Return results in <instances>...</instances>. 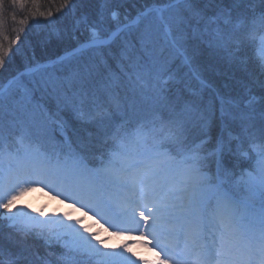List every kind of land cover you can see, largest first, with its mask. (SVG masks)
<instances>
[{"label": "snow or ice", "instance_id": "snow-or-ice-1", "mask_svg": "<svg viewBox=\"0 0 264 264\" xmlns=\"http://www.w3.org/2000/svg\"><path fill=\"white\" fill-rule=\"evenodd\" d=\"M128 2L99 0L66 30L76 44L42 62L27 38L13 55L23 27L14 39L5 31L17 9L31 4L35 15L40 0H0V264H136L130 246L109 247L125 233L149 241L155 264H264V0H150L131 18ZM206 34L207 52L197 55L227 67L215 71L232 81L228 94L186 54L185 42ZM14 56L22 71H12ZM113 66L132 69L129 92L151 101L150 111L121 98ZM38 95L109 131L97 143L85 127L71 147L68 121H51ZM242 162L249 167L237 176ZM34 186L100 227L17 208Z\"/></svg>", "mask_w": 264, "mask_h": 264}, {"label": "trees", "instance_id": "trees-1", "mask_svg": "<svg viewBox=\"0 0 264 264\" xmlns=\"http://www.w3.org/2000/svg\"><path fill=\"white\" fill-rule=\"evenodd\" d=\"M138 1L139 0H129V2L124 6L125 8L128 9V13L130 14V18L135 16L137 10H142L145 3L150 4V0L149 1L147 0L142 5H139V7L132 8L133 5L135 6L136 3H138ZM62 4H63V0H40V3H39V12L46 14L47 12L51 11L53 13V15L50 16V18L54 19L53 21H56L55 26H56L57 30L55 31V33L57 34L56 36L58 37V40L55 39L53 36L50 37V34L49 35L48 34L47 35L42 34V35L38 36L37 33H33L32 30L29 32V29H30V26H31L33 19H35V18L39 19V16L46 18V15L41 16V15H39V12H37L35 15H33L34 9H33L31 4H29V6L23 11H20L18 9L16 10V12H17L16 21L13 22L9 18L8 24L5 28V31L9 37V39H14L16 34H17L16 30L23 27V31L19 33L20 44H15L12 46L13 55L15 54L17 48H19L21 45L25 44V38H27L29 44L35 49V54H37L38 60H40L42 62L47 61V60H51V59H55L59 55H63L66 49H68L72 45H74V44H70L71 42H69V40L66 39V37H65L66 30L70 29L72 27L71 24H73L75 22V21L72 22L71 18L74 17V20H76L78 17H80L83 14L94 12V10L99 8V6H100L99 0H70V3L68 4L67 7H63L62 10L57 11L58 9H61ZM73 5H75V8H73ZM201 7H203L202 4H201ZM69 9H72V11H69ZM119 10L122 14L124 13V8H120ZM21 19L26 20V23L24 25H21L19 23V21ZM61 29L63 30V32H61ZM82 29H83V27L81 26V30ZM79 35L80 34H77V36H79ZM210 39H212V36L210 34H206L202 38H197L196 40L188 39L185 42L186 54L193 57V68L199 70L202 74V77L205 78L210 83V85L212 87L217 88L223 94H228L229 89L224 88L223 84L224 83L231 84L232 81H229L226 76L216 75V71H215V68L218 67L221 72H225V71H227V67L223 64H220V65H214V67L210 68V67H208V65L206 63V56L197 55V51L202 52V53L207 52L206 42L209 41ZM39 41H43V44L39 43ZM4 43H5V46H7V42L5 41ZM60 44H62V45L67 44V45L64 48H59L60 46H62ZM38 49H41V50L38 52ZM26 50H27V46H26ZM43 52L48 53L50 56L48 58L38 57ZM20 59H21L20 57L14 56V62L12 65V71L13 72H16L18 70L22 71L24 69V66H22L20 64ZM85 59H87V55L85 56ZM21 62H22V60H21ZM127 68L128 67L120 68V67L113 66L111 69V74L114 73V75H112V76H118L119 77V82L124 87V90H127L125 85H128L129 83H128V81H126L124 79V77L122 76L121 73L124 69L127 70ZM238 75H239V73H238ZM254 91L257 94H259L258 89L254 90ZM231 94L233 96H235L237 93L235 90H233L231 92ZM37 97H39V96H37ZM63 114L67 116L65 119L68 121V123L72 127H75V128L82 127L81 122L72 118V116L69 113L63 112ZM86 126L93 128L92 125H86ZM67 130L69 133H71L69 127ZM218 131H219L218 127L213 128V130H212L213 140L211 141V144L214 143L215 136H216ZM233 131H234V134H236V133H239L241 130L239 127H234ZM72 139H70V140L72 141ZM72 144H73V141H72ZM247 165H248L247 162H242L237 171H241L242 169L244 170V168ZM30 243L34 244V246H35L34 251H38L41 255L46 254L45 247H44L43 243H41L40 241H30Z\"/></svg>", "mask_w": 264, "mask_h": 264}, {"label": "rangeland", "instance_id": "rangeland-1", "mask_svg": "<svg viewBox=\"0 0 264 264\" xmlns=\"http://www.w3.org/2000/svg\"><path fill=\"white\" fill-rule=\"evenodd\" d=\"M145 1L147 0H139L138 3H136V5L132 8H137L139 7V5H142ZM149 1V0H148ZM54 19H51L50 17H40L39 19L35 18L32 20L29 32L32 30L33 33H37L38 36L42 35V34H50V37H54L55 39L58 40V37L56 36L57 34L55 33V31L57 30L56 26H55V22L53 21ZM72 22L75 21L74 17L71 18ZM74 24V23H73ZM73 24H71L73 26ZM63 29V28H62ZM61 29V32H63V30ZM83 31V29L81 30ZM77 34H80L79 37L82 40L83 36L81 35V32H77ZM211 40V39H210ZM71 42L70 44H76V41H69ZM62 45V44H60ZM67 44L60 46L59 48H64ZM41 49H38V52ZM40 54V53H39ZM36 58H37V54ZM50 55L48 53H42L40 56L38 57H42V58H48ZM38 59V58H37ZM48 61V60H47ZM20 64L22 66H24V62H21L20 59ZM132 69L131 68H127L124 69L122 71V76L124 77V79L126 81H128V76L131 74ZM111 75H114V73H112ZM115 78H117L119 80L118 76H113ZM127 77V78H126ZM127 90H124V87L122 86L120 89V95L121 98L124 99L125 97H127V101L135 99V102L145 111H150L151 108V101L146 100L142 97H140L139 95H137L136 97H132L131 93L129 92V88L131 87L130 83L128 85H125ZM39 96V95H38ZM38 102L43 104L44 107H46L48 109V115L51 118V121H58L60 119H64L67 117L66 115L63 114V112L58 111L56 108V104L53 100H51L49 97H37ZM93 126V128L87 127L86 125H82V127L79 128H75L72 127L69 123L67 125L66 128V132L67 135L69 137V139H72L73 144L71 145V147H75L76 146V142L78 140L79 137H82L84 135L83 129L85 127H87V129L89 131H91L93 133L92 139L94 142H101L103 140V137L105 135L106 131H109L108 129H101L98 128L95 124H91ZM55 126V125H54ZM68 127L70 128V132H68ZM213 134V133H212ZM56 139L57 142H62L63 141V137L60 136L59 131L56 132ZM100 139V140H99ZM109 145H111V141H109ZM211 145V146H210ZM61 146L67 151L70 150L69 145L67 144H63L61 143ZM214 146V143L211 144V142H209L208 144L204 145L205 149H211ZM103 149L98 150L97 155H99V152L102 151ZM234 159V158H233ZM96 163H98L99 161H95ZM238 169H236V173L237 176L239 175ZM42 192H44L45 194L42 195ZM35 196L34 199H32ZM55 197V198H54ZM27 202L26 204L22 205V203ZM68 202V203H67ZM48 203L53 205H56V203H60L62 205H71V203L69 201H65L64 199L57 197L56 196V192L54 191H49L45 188H43L42 186H34L33 189L30 192L25 193L17 202H16V207L17 208H24L26 206V210H29L33 215H38V213L40 211H44L45 209V205H48ZM49 204V205H50ZM72 208H74L71 205ZM82 213L83 215V210L79 211ZM52 214L49 215H45V217H52ZM61 216V215H60ZM87 218L85 219L86 224L91 225L94 222L92 217H91V213H89L88 216H86ZM98 219V218H97ZM101 224L103 223V221L100 222ZM97 227L95 229H98L100 227L99 224L96 225ZM105 228H107V225H104ZM95 231V230H94ZM112 230L109 229V233ZM104 235H108V233H104ZM41 243H43L42 241H40ZM123 245H128L131 248L130 252H126V255H132V253H135V256H132L133 260H136V264H144V262H148V264H155V261H157V256H156V252L151 250V246L149 244L148 240H142L141 237L138 234L135 233H125L124 235H120V236H113L110 240H109V247L110 248H117V246H123ZM138 258V259H137Z\"/></svg>", "mask_w": 264, "mask_h": 264}, {"label": "bare ground", "instance_id": "bare-ground-1", "mask_svg": "<svg viewBox=\"0 0 264 264\" xmlns=\"http://www.w3.org/2000/svg\"><path fill=\"white\" fill-rule=\"evenodd\" d=\"M45 193L42 192V195H44ZM35 196L32 198L34 199ZM27 202H24L22 203V205L26 204ZM48 203V205H45V209H44V214L45 215H49V214H52L53 216H56V217H59L60 215L62 216L63 213H72V215L75 217V218H80V219H86L87 217H85L84 215H82L81 212L79 211H76L75 208H72L71 205H62L60 203H56V205H53L51 206L52 204ZM97 224H95L94 222L92 223V228L93 230H96L95 228L97 227L96 226Z\"/></svg>", "mask_w": 264, "mask_h": 264}]
</instances>
